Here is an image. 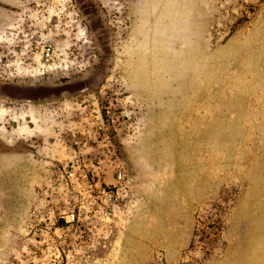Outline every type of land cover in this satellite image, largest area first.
<instances>
[{"label":"rangeland","instance_id":"obj_1","mask_svg":"<svg viewBox=\"0 0 264 264\" xmlns=\"http://www.w3.org/2000/svg\"><path fill=\"white\" fill-rule=\"evenodd\" d=\"M0 264H264V0H0Z\"/></svg>","mask_w":264,"mask_h":264},{"label":"built area","instance_id":"obj_2","mask_svg":"<svg viewBox=\"0 0 264 264\" xmlns=\"http://www.w3.org/2000/svg\"><path fill=\"white\" fill-rule=\"evenodd\" d=\"M28 34H29V32L26 34L22 33L21 39L19 41L25 39ZM14 36L19 37V34H14ZM29 38H31V37H29ZM39 50L41 52V57L43 59H45V58L47 59L53 54L54 45L51 42H46V43L42 44V46L40 47ZM75 169H76L75 164H72L70 166H56L54 168L53 173L57 178H62L65 180L73 181L76 179ZM121 178H122V172L119 170V171H117V179L121 180ZM118 190H119V188L116 190V192H113L112 190H109V189L99 188L97 196L101 201H112V202H114L117 199ZM64 218H65V222H72L76 219V216H75L74 212H70Z\"/></svg>","mask_w":264,"mask_h":264},{"label":"water","instance_id":"obj_3","mask_svg":"<svg viewBox=\"0 0 264 264\" xmlns=\"http://www.w3.org/2000/svg\"><path fill=\"white\" fill-rule=\"evenodd\" d=\"M76 86L59 87V88H37L35 90H28L26 87H18L7 85L2 89L3 94H21L25 99L35 101L38 99L46 98L50 95H58L64 90L72 92L76 90Z\"/></svg>","mask_w":264,"mask_h":264}]
</instances>
